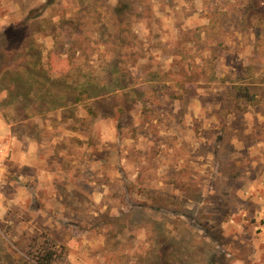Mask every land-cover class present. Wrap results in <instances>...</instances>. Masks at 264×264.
I'll return each mask as SVG.
<instances>
[{
	"label": "rangeland",
	"instance_id": "rangeland-1",
	"mask_svg": "<svg viewBox=\"0 0 264 264\" xmlns=\"http://www.w3.org/2000/svg\"><path fill=\"white\" fill-rule=\"evenodd\" d=\"M47 242L264 264V0H0V264Z\"/></svg>",
	"mask_w": 264,
	"mask_h": 264
},
{
	"label": "trees",
	"instance_id": "trees-1",
	"mask_svg": "<svg viewBox=\"0 0 264 264\" xmlns=\"http://www.w3.org/2000/svg\"><path fill=\"white\" fill-rule=\"evenodd\" d=\"M125 20L123 19L122 17V13L118 16V19H117V22L119 23L118 25H116V30L114 32V37L115 39L118 41H123L124 38L122 37L124 34V30L121 29V25L122 23L124 22ZM93 88H89L90 89V92H94L95 91V88H96V85L95 86H92ZM115 91V90H113ZM112 93V92H110ZM92 94V93H91ZM94 96H96L94 93L92 94ZM202 241L203 244H205L206 242L203 240V239H200ZM170 241L173 243V242H176V240L174 238H170ZM55 245L52 244V243H46L45 246H42V248H40L39 250V253L38 255H36V261L38 264H52L53 260L56 258V251H55ZM166 257V256H165ZM169 259L167 260V257H166V262H168Z\"/></svg>",
	"mask_w": 264,
	"mask_h": 264
}]
</instances>
